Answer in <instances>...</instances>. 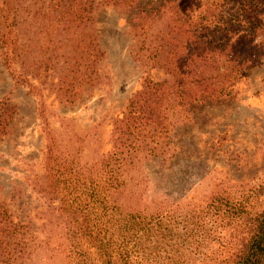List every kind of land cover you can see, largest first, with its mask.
I'll list each match as a JSON object with an SVG mask.
<instances>
[{
  "label": "trees",
  "instance_id": "trees-1",
  "mask_svg": "<svg viewBox=\"0 0 264 264\" xmlns=\"http://www.w3.org/2000/svg\"><path fill=\"white\" fill-rule=\"evenodd\" d=\"M184 3L0 0V52L15 84L30 89V78L57 72L52 87L59 103L71 106L99 83L104 52L94 21L106 7L126 16L133 60L166 76L142 79L113 122L109 150L96 158L82 155L87 134L77 147L60 149L47 133L42 182L35 183L45 200L40 224L36 230L30 219L15 218L0 200V264H136L148 250L161 244L173 249L177 240L189 239L195 209L206 223L241 228L225 264H264V205L252 212L241 199L213 194L185 211L175 204L173 216L162 202L143 203L145 181L136 175L143 162L173 153L169 117L187 121L196 105L229 98L244 70L264 57V0H204L194 16L182 12ZM36 40L42 61L35 63ZM14 113L0 99V139Z\"/></svg>",
  "mask_w": 264,
  "mask_h": 264
},
{
  "label": "rangeland",
  "instance_id": "rangeland-1",
  "mask_svg": "<svg viewBox=\"0 0 264 264\" xmlns=\"http://www.w3.org/2000/svg\"><path fill=\"white\" fill-rule=\"evenodd\" d=\"M203 2L186 0L180 9L194 16ZM94 27L93 35L104 52L98 63L101 79L86 87L71 106L60 104L52 87L57 72L30 78L29 89L11 80L0 52V99L15 108L10 131L0 139V200L15 218L30 219L36 230L45 200L35 183L42 182L47 133L52 132L60 149L77 147V140L87 134L82 155L96 158L95 154L109 150L113 122L122 117L142 79L166 77L163 70L148 69L133 60L132 33L123 13L102 8L95 14ZM37 47L36 40L32 45L35 63L42 61ZM244 72L229 98L196 105L187 121L169 117L175 124L170 135L173 153L143 162L136 175L145 181L146 206L162 202L170 210L177 204L180 212L188 203L201 205L213 194L224 193L246 202L252 212L263 207L264 57ZM201 219L195 209L187 225L193 231L189 239L177 240L173 249L161 244L156 252L148 250L145 254L150 255L138 258L136 264H225L241 228Z\"/></svg>",
  "mask_w": 264,
  "mask_h": 264
}]
</instances>
